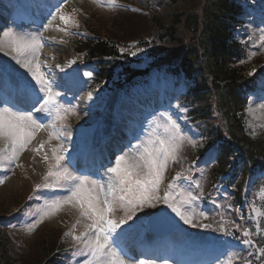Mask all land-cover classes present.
I'll list each match as a JSON object with an SVG mask.
<instances>
[{
	"label": "trees",
	"instance_id": "1",
	"mask_svg": "<svg viewBox=\"0 0 264 264\" xmlns=\"http://www.w3.org/2000/svg\"><path fill=\"white\" fill-rule=\"evenodd\" d=\"M157 1L164 4L165 0ZM238 1L246 0H201L189 8H183L188 0H166V7L175 10L181 6L182 10L173 11L175 14L170 17L159 14L158 8L143 14L116 10L109 14L113 22L123 23L130 18L132 24L124 22L129 25L113 29L99 15L89 13L84 16L81 29L94 38L70 37V43L87 59H105L95 63L98 86L134 83L139 76L154 70L175 76L184 88L181 99L187 117L197 124L204 138L201 149L184 145L180 156H185V152V159H194L218 143L213 178L230 171L238 173L241 180L236 198L240 199L244 179L264 172V131L252 139L243 127L242 88L249 83L250 76L246 74L257 71V67L242 64L246 47L234 38L235 29L242 24L243 7ZM140 21V30L134 37L127 31ZM22 200L23 197H15L6 207L0 205V218L18 208ZM17 235L0 231V264H14L16 260L21 264H43L61 250L58 236L48 233L33 250H27L28 244L18 251L19 245L13 242ZM14 255L16 260L11 258Z\"/></svg>",
	"mask_w": 264,
	"mask_h": 264
},
{
	"label": "snow or ice",
	"instance_id": "2",
	"mask_svg": "<svg viewBox=\"0 0 264 264\" xmlns=\"http://www.w3.org/2000/svg\"><path fill=\"white\" fill-rule=\"evenodd\" d=\"M109 3L114 5L116 0H109ZM57 11L59 12V9ZM59 18L65 24L68 23L65 16L60 15ZM61 31H66V29H61ZM4 36L11 38L8 46L12 52L16 53L13 59L21 67L27 69L32 80L35 81V84L29 82L23 85L24 91L29 94L30 107L27 110L0 108V141L4 142V147H0V166L6 164L5 171H11L12 166L19 160L20 154L31 142L34 133L45 127L44 123L39 122L40 116H37L36 119L33 118V112L45 114L46 118L55 109L56 119H63V117L60 115L57 100L54 98L59 94L53 93V82L40 70L39 54L43 47L41 40L37 36L30 38L15 36L11 32H5ZM261 40H264V37H261ZM0 51H4L2 44H0ZM22 56L23 59H21ZM57 67L60 66L57 65ZM3 71L6 69L0 67V72ZM84 75L90 77L92 73L87 72ZM40 93L44 95H40ZM73 114L75 113L73 112ZM159 119L164 123L155 124V127L152 128L153 135L130 147L129 152L116 156L114 166L112 160H109L108 164H101L100 167L104 171L100 180H90L89 176H77L69 173L62 164L65 159L64 155H58L57 149L53 148L52 158L55 163L49 165L48 172L44 177L45 182L35 185L34 192L41 188L64 187L49 182V177H57L68 182L69 186L65 189L67 194L46 200V208L39 219L27 225V230L33 231L38 223L42 222L45 217L54 214L62 205L79 206L80 215L86 217L91 223L87 224L86 230L79 235L74 234L76 225H73L72 229L65 233V236H71L82 245L79 250L82 260L78 261V264H125V259L115 249L119 247L121 236L126 231L121 226L133 220L138 211H142L145 207H154L156 202L162 201L184 223L191 224L192 215L189 214V207L203 194L200 180H193L191 176H184L181 172H177L168 183L163 196L159 195L167 165L169 161L175 163L178 160V152L185 141V136L181 133L179 125L170 114L160 113ZM261 126L264 127V125ZM58 136L59 133H57ZM52 138L53 136L50 135L49 140ZM188 143L194 145V141L190 139ZM40 148H43V144L40 145ZM60 151L63 152L64 149L61 147ZM215 158L214 152L208 153L209 162ZM43 159L45 161L49 159L47 153ZM96 175H99V172ZM5 179H7L6 176L0 178V184H3ZM184 182H187L186 196L183 188L179 193L174 192V189L180 187ZM193 188L200 190L199 194H193ZM177 195L182 198L179 202L176 199ZM213 204H216L215 200H213ZM185 205L188 207H184ZM118 210H123L124 216L114 219ZM200 215L204 216L205 213L201 212ZM221 218L223 219V217ZM241 219L244 217L242 216ZM233 224L236 229H242V226L236 224L235 221ZM131 227L132 225H129V228ZM204 227H208V225H204ZM221 228L225 234H229L223 224ZM117 229L120 231L118 232ZM242 230L244 236L242 243L254 247L255 241L250 239V231ZM249 255L264 257V247L259 248L258 254L250 252ZM138 264H145V261L140 260ZM148 264L151 262L149 261ZM247 264H252V261H247Z\"/></svg>",
	"mask_w": 264,
	"mask_h": 264
},
{
	"label": "rangeland",
	"instance_id": "3",
	"mask_svg": "<svg viewBox=\"0 0 264 264\" xmlns=\"http://www.w3.org/2000/svg\"><path fill=\"white\" fill-rule=\"evenodd\" d=\"M133 1L134 4L137 5L138 7H143L145 6V4L151 2V0H133ZM200 1L201 0H188L187 5L183 6V8H189L190 6L195 7L194 4L197 3L199 4ZM69 6L73 7L78 14L80 13L79 11L81 9L87 10L91 14H99L101 20L104 22H109L112 29L129 25L124 22H130L132 24L130 18H125L123 23L113 22L112 16L109 15L110 14L109 10L98 7L96 4L93 3L92 0H72ZM176 7L179 8H175V10L174 8H172L173 10H171L169 7H166L164 10L161 11L162 13L161 15H167L170 17L173 16L175 13H181L182 12L181 6H176ZM71 10L68 7L61 8L59 12L57 11L45 23L43 27V34L45 33V36L50 37L52 41L50 42V47L47 52H44L43 50L44 47H42L40 50V54H39V61L41 62L40 70L42 73H44V75L47 78L49 77L53 78V81L54 80L58 81V77L61 74L69 72L72 59L75 58L73 50L71 49V47H69L66 44V41L64 39L66 31H61V29L67 30L68 24L65 25L64 21H62L59 18L60 15H62L63 13L68 14ZM245 17L247 19H250L251 21L247 25L245 24L244 30L237 31V36L242 41L249 40L250 46L253 47L252 48L253 52L248 53V57L245 60V64H248L249 67L252 68L260 67V70L262 69L263 71L264 46L262 45H264V40H261V37H264V20L262 23L261 17L256 18V16H251L249 12L245 14ZM1 19L3 20V23H5V25L0 26V28H4L3 30L2 29L0 30V44H2L4 47V51H0V59L6 65L11 67L13 72L21 77V80L27 83L30 82L31 84H35V81L32 80L31 74L28 73L27 69L21 67L19 64L16 63V60L13 59V56H15L16 53L12 52L8 46L11 38L4 36V33L11 32L15 36H23L25 38L37 36L40 39L39 35L35 31L31 32L30 30H26V29H20V28L11 29L10 27H8L9 25H8L7 17H3L0 15V20ZM141 24H142L141 21L136 23L132 27V29H129V31L127 32H132V35L135 37V33H137L140 30ZM132 35H129V37ZM253 53H255V55H253ZM23 58L24 57L22 56L21 59ZM57 65H59L60 67H57ZM252 72L254 71H250L246 75L248 76ZM262 88L264 89V86ZM40 95H43V93H40ZM116 98L117 95L113 94L109 103L107 104L108 111L114 112L113 114L114 121L110 123L113 126L120 127L121 132L122 129H125V124H126L127 127L126 130L129 132V134H132V131L134 129V124L132 121L136 120L138 123L140 122V119L135 118L134 115L129 116V114H125L126 112H123L122 115L119 114L117 111L119 107V102L118 101L117 103L115 102ZM88 104H90L93 108H89ZM261 105H264V92H258V96L256 95L248 96V103L246 110L244 112L245 117L243 120V127L246 134L252 139L255 138L259 132H261L262 130L264 131V127L261 126L264 125V107H261ZM98 106H95L94 102L91 101V96H89L87 93H84L81 96V98L78 100L77 105L72 108H64L61 107L59 104H57V107L60 109V115L63 117V119H58V121L59 123H62L67 126L64 127V129L65 130L67 129L68 131L67 130L66 131L68 136L72 137L74 135L73 125L77 124V129H82L83 126L85 127L86 125L93 124L96 121L95 118L97 114L95 108H97ZM0 108H2L1 105ZM73 112L75 114H73ZM154 119L156 123H161V124L164 123L163 120L159 119V116L155 117ZM144 120L145 119H142V121ZM175 121L179 125L181 131V128L184 125L183 123L185 122V120L180 119ZM99 125L100 128L99 131L97 132V135H103L108 132L109 128L107 123H105V125L103 123H100ZM160 132L162 134V129L160 130ZM193 133L194 131L189 130L186 134H184L185 141L188 142V140L190 139L194 141V145L193 144L191 145H193L195 148H200L201 139L196 140L197 136L194 138ZM151 135H153V133H151ZM49 136L50 135H47L45 133V130L41 128L39 131L34 133L31 142L28 144L27 148L20 154L19 160L16 161L17 165L19 166H17L16 169L12 168L11 171H5L7 165L5 164L4 166H0V176L4 173H6L7 176L4 185L0 187V205H2V207H4V205L6 207L9 204L10 200H13L15 197L22 198L29 190V188L31 189L30 180H33L35 182H42V183L45 182L44 177L48 172L49 165L55 163L54 159L52 158V149L56 148L57 154L60 155L58 151V147L60 144L57 142V140L54 137L51 140H49ZM148 138L149 137L146 136L142 140H146ZM74 139L75 137L73 136L71 140ZM41 144H43L42 149L40 148ZM0 147H4L3 141H0ZM45 153H47L49 157L47 161L43 159ZM172 164L173 162L169 161L166 171L164 173V179L166 177L165 176L166 173L169 174L172 173L173 170H169L172 167ZM67 171L72 175H77L76 173H73L68 169ZM49 182L52 184H60L63 185L64 187L69 186L67 181L58 179L57 177H49ZM64 187H55V188H64ZM254 194H255L253 201L254 203H252L250 206V216H251V222H253L255 226V231L258 232L259 222H260L259 219L262 216H264V182L260 183L258 189L254 191ZM186 195H187V191L185 190V196ZM160 196H163L162 193L160 194ZM181 199L182 198L180 197V199H178L177 201L179 202ZM161 205H166V204H164L162 201H158L155 203L154 207H145L142 211H138L136 213V216L133 218V220L128 221V224L141 223L144 216L147 215V210L152 211L153 209H155L156 207H160ZM184 207H188V206L185 205ZM184 207H182V210H184ZM194 208L195 205L192 203V205L189 207V214L192 215V220L194 217L200 219V221H204L203 220L204 217L208 218L207 215L197 216L195 214ZM36 210H39V207H35L31 211V213L36 212ZM43 210L44 209L40 211L39 217L42 214ZM123 216H124L123 210H118L114 216V219H120ZM22 218L24 217H17V220H20ZM77 221H79V223H77ZM90 223H91L90 220L80 215L79 206L73 207L71 204H65L62 205V207L54 214L45 217L42 222L36 225V228L33 231L29 232L27 228H22L20 230H23L22 233L23 235H25L23 236V240L27 242V245L29 244V249H27L28 251L33 250L36 247L35 244L38 243L37 241L42 239L44 236L46 237L48 233H55V235L58 236V240L61 243H63L67 249L62 257V262H63L62 264H78L77 261L82 260V257L79 254V250L82 247V245H80L77 241H75L71 236H65V233L68 232L70 229H72L73 225H76L74 229V234L79 235L81 232H84L86 230L85 226ZM186 225L189 224L186 223L181 224V230L175 237V239H178L180 242L176 246V248L179 251V253L182 254V256L183 255L185 256V254L190 253V251L187 249V246L189 244L192 245V240H187V242L182 241V240H186L189 234L188 233L189 227H186ZM0 227L3 228L4 224H0ZM38 230L40 231L35 235L34 233L37 232ZM237 238L242 242V238H244V236L243 234H239L237 235ZM204 254L205 253H203L202 255ZM231 256L232 253L228 261L232 260ZM191 257H193V255ZM195 257H199V256L195 255ZM11 258H13V260H16L17 256L14 255ZM138 262L125 261V264H138ZM14 264H21V261L16 260ZM145 264H148V262L145 261ZM151 264H172V263L163 261V262H151Z\"/></svg>",
	"mask_w": 264,
	"mask_h": 264
},
{
	"label": "water",
	"instance_id": "4",
	"mask_svg": "<svg viewBox=\"0 0 264 264\" xmlns=\"http://www.w3.org/2000/svg\"><path fill=\"white\" fill-rule=\"evenodd\" d=\"M162 213H165V212H162ZM160 215H162V214H160ZM160 215H158V216H160ZM158 216H156V217H158ZM172 218H175V217L172 216ZM173 225H174V223L170 224L169 227H171V226H173Z\"/></svg>",
	"mask_w": 264,
	"mask_h": 264
},
{
	"label": "bare ground",
	"instance_id": "5",
	"mask_svg": "<svg viewBox=\"0 0 264 264\" xmlns=\"http://www.w3.org/2000/svg\"><path fill=\"white\" fill-rule=\"evenodd\" d=\"M44 51L47 52L48 51V48L44 49Z\"/></svg>",
	"mask_w": 264,
	"mask_h": 264
}]
</instances>
